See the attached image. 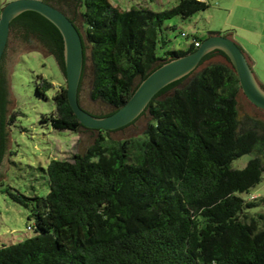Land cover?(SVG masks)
Returning <instances> with one entry per match:
<instances>
[{
    "label": "trees",
    "instance_id": "16d2710c",
    "mask_svg": "<svg viewBox=\"0 0 264 264\" xmlns=\"http://www.w3.org/2000/svg\"><path fill=\"white\" fill-rule=\"evenodd\" d=\"M43 1L76 26L78 15L83 19L85 32L78 28L85 55L82 79L89 50L90 98L108 111L95 114L81 106L98 117L116 112L154 70L196 51V43L207 38L196 33L187 49L169 50L163 33L167 20L209 9L203 0H179L160 12L147 7L122 10L109 0ZM11 35L39 41L65 73L63 36L46 17L21 13L11 23ZM217 55L228 64L212 63L196 72ZM199 67L150 101L140 115L150 117L142 135L122 140L110 133L140 117L118 130L87 128L61 87L53 96L55 110L43 122L96 137L85 152L49 162L44 172L50 190L45 196L7 191L31 211L35 224L28 229L37 234L0 248V264H264V229L245 212L255 203L240 196L263 180L264 122L240 119L241 85L224 51H211ZM52 88L43 79L37 95L47 98ZM8 96L1 61L0 165L8 148ZM249 153L256 156L244 169L231 167Z\"/></svg>",
    "mask_w": 264,
    "mask_h": 264
},
{
    "label": "rangeland",
    "instance_id": "374dc122",
    "mask_svg": "<svg viewBox=\"0 0 264 264\" xmlns=\"http://www.w3.org/2000/svg\"><path fill=\"white\" fill-rule=\"evenodd\" d=\"M14 0H0V6ZM115 7L130 10L133 7H147L155 12L171 9L179 0H109ZM209 9L200 11L190 18L173 17L165 22L164 37L169 50H185L192 44L194 34L208 37L210 33H232L231 38L241 47L252 61L251 69L258 83L264 88V0H203ZM84 9H82L83 11ZM81 29L83 19L81 17ZM185 36H184V35ZM162 55L163 49L158 48ZM92 63V61H91ZM212 63L228 61L217 55L206 61L196 72ZM93 65V64H92ZM47 79L53 88L47 98L37 95V86ZM93 82V80H92ZM66 87V80L54 58L44 56L38 50L22 52L10 73L9 90L14 98L12 110L8 113L10 144L4 156V174L0 182V248L17 244L37 234L31 211L15 202L8 190L19 191L29 197L45 196L49 190V179L44 169L52 159H71L75 153L85 152L93 144L96 133L82 130L76 133L54 129L43 117L55 110L53 96ZM92 88V86H91ZM91 88L88 91L90 98ZM240 119L247 116L264 122V110L252 104L241 91L238 96ZM14 119L13 122L10 121ZM150 117L144 115L126 128L110 133L115 140L139 136L146 130ZM255 153L245 154L231 163L233 169H244ZM254 207L245 208L246 214L264 229V175L263 180L248 193L240 195Z\"/></svg>",
    "mask_w": 264,
    "mask_h": 264
},
{
    "label": "water",
    "instance_id": "95a60500",
    "mask_svg": "<svg viewBox=\"0 0 264 264\" xmlns=\"http://www.w3.org/2000/svg\"><path fill=\"white\" fill-rule=\"evenodd\" d=\"M25 11H35L43 15L60 30L65 45V80L68 102L80 123L87 128L113 131L131 124L140 117L150 101L162 89L195 71L203 58L216 49L224 51L229 57L239 77L241 91L248 100L256 107L264 110V88L255 78L251 69L252 61L231 38L232 33H227L209 34L196 51L165 62L154 70L140 83L129 100L116 112L104 117L95 116L85 109L95 114L107 112L108 109L104 104L91 102L88 98V91L92 86L93 80V65L90 59V52L88 50V60L82 79L85 55L81 32L65 13L43 0H14L5 4L0 12V64L5 54L2 67L8 79V90L12 66L22 52L38 50L44 56L50 54L38 43H29L13 35L10 36L12 21ZM76 23L81 29V17L79 15ZM8 102L9 113L14 105V98L10 90ZM9 144L10 137L8 136V146ZM4 168L3 158L0 165V182L3 179Z\"/></svg>",
    "mask_w": 264,
    "mask_h": 264
},
{
    "label": "flooded vegetation",
    "instance_id": "af4514ba",
    "mask_svg": "<svg viewBox=\"0 0 264 264\" xmlns=\"http://www.w3.org/2000/svg\"><path fill=\"white\" fill-rule=\"evenodd\" d=\"M77 27L79 28V26L77 25ZM29 43H38V44H40L41 46H43L39 41H37V40H33V39H31L30 41H28ZM44 47V46H43ZM45 48V47H44ZM48 52H49V50L47 49V48H45ZM6 51H7V49H6ZM6 53V52H5ZM50 53V52H49ZM50 55L54 58V56L50 53ZM4 57H5V54H4V56H3V59H2V62H3V60H4ZM54 60L56 61V59L54 58ZM56 63H57V61H56ZM57 65H58V63H57ZM58 67H59V65H58ZM59 69H60V67H59ZM61 70V69H60ZM61 73L64 75V77H65V73L61 70ZM2 163V162H1Z\"/></svg>",
    "mask_w": 264,
    "mask_h": 264
},
{
    "label": "built area",
    "instance_id": "2783aa9c",
    "mask_svg": "<svg viewBox=\"0 0 264 264\" xmlns=\"http://www.w3.org/2000/svg\"><path fill=\"white\" fill-rule=\"evenodd\" d=\"M196 45H197V46H200V44H199V43H196Z\"/></svg>",
    "mask_w": 264,
    "mask_h": 264
}]
</instances>
